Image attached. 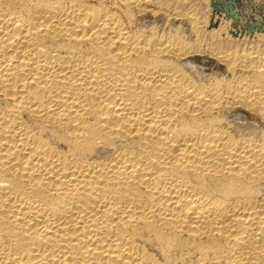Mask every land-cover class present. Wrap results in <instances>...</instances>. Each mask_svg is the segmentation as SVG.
Wrapping results in <instances>:
<instances>
[{"label":"bare ground","instance_id":"1","mask_svg":"<svg viewBox=\"0 0 264 264\" xmlns=\"http://www.w3.org/2000/svg\"><path fill=\"white\" fill-rule=\"evenodd\" d=\"M196 1L0 0V264H264V48Z\"/></svg>","mask_w":264,"mask_h":264},{"label":"rangeland","instance_id":"2","mask_svg":"<svg viewBox=\"0 0 264 264\" xmlns=\"http://www.w3.org/2000/svg\"><path fill=\"white\" fill-rule=\"evenodd\" d=\"M174 1H176V0H168V2H167V0H163V2H165L166 4L167 3L169 4L170 2H172V3H170V5L174 4L173 3ZM208 2L210 3V0ZM211 2L212 3H210V5H209V3L207 5L206 2H204L202 0H197L196 2H194L195 5L192 6L194 9H197L196 11H198L200 17L205 18V20H203L204 22L206 21V19H207L208 23L210 22V24L207 28L205 27L206 22L205 23L203 22L204 25L203 24L201 25V27L203 26L202 27L203 34L209 35V33H207L209 27L211 28L210 30L223 28L225 26V23L222 21H224V18H227L229 20H232L233 25H232V28L230 30L233 31L232 37H233V40H234L233 43L235 44V46L237 45L238 48H241L239 46H242V48L245 46L247 48L248 47L251 48V45H252V48H253V46L255 45L257 47H261V48L263 47L264 48V41H260L258 39L259 37L257 35V34L261 35V33L264 34V0H211ZM180 5H181V9H182V10L181 9L180 10L182 12H184V9L188 8V6L186 7V5H188L187 3L184 4V2H182ZM206 13H207V15H206ZM165 15L166 14L161 15V17H159L156 20L158 23H161L164 27H165V24L167 21V17H166L167 15L166 16ZM144 21H147L148 23L154 21L152 14H149L148 17L144 18ZM188 24L189 23L186 20H183L181 25H182L183 29L184 28L186 29L184 31L187 34L191 33L192 38H195V37H193L194 36L193 32H191L192 31L191 26ZM221 24H222V27H221ZM191 35L189 34V36H191ZM208 35H207V37L209 38ZM207 37L205 36V39H207V40L203 39L205 41V43H203V44L206 47L210 44H213L211 42V40L208 39ZM234 38L235 39L237 38V40H235ZM230 41L232 43V40H230ZM230 41H228V39L225 38V41H223V43L226 42V43H224V45L227 46L228 42H230ZM235 41H238V42H235ZM256 42H258V43H256ZM241 43H243V45H240ZM247 44H248V46H247ZM202 60H205V59H202ZM210 62L211 63L209 64V67H208L210 71H214V70L216 71V70H218V68L220 69L219 65L216 62H214V61H210ZM237 112H241V114L242 113L246 114L247 117L249 118L250 122L257 124V125H261V123H260L261 121L259 118L253 117L252 115H250L249 113H247L243 110H239Z\"/></svg>","mask_w":264,"mask_h":264}]
</instances>
